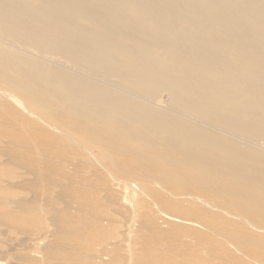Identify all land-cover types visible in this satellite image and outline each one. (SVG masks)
<instances>
[{
	"label": "bare ground",
	"instance_id": "obj_1",
	"mask_svg": "<svg viewBox=\"0 0 264 264\" xmlns=\"http://www.w3.org/2000/svg\"><path fill=\"white\" fill-rule=\"evenodd\" d=\"M0 87L45 114L79 102L92 146L148 134L192 178L264 192V0H0Z\"/></svg>",
	"mask_w": 264,
	"mask_h": 264
},
{
	"label": "rangeland",
	"instance_id": "obj_2",
	"mask_svg": "<svg viewBox=\"0 0 264 264\" xmlns=\"http://www.w3.org/2000/svg\"><path fill=\"white\" fill-rule=\"evenodd\" d=\"M25 105L0 99V264H264V192L194 179L148 134L92 146L88 132L104 131L77 101L46 103L48 114Z\"/></svg>",
	"mask_w": 264,
	"mask_h": 264
}]
</instances>
